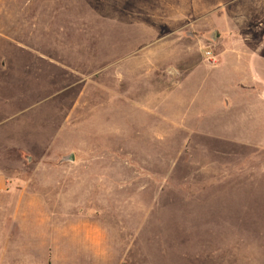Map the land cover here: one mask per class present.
<instances>
[{
	"label": "rangeland",
	"instance_id": "obj_1",
	"mask_svg": "<svg viewBox=\"0 0 264 264\" xmlns=\"http://www.w3.org/2000/svg\"><path fill=\"white\" fill-rule=\"evenodd\" d=\"M263 24L264 0H0V206L26 209L0 221L103 228L107 264H264Z\"/></svg>",
	"mask_w": 264,
	"mask_h": 264
},
{
	"label": "crops",
	"instance_id": "obj_2",
	"mask_svg": "<svg viewBox=\"0 0 264 264\" xmlns=\"http://www.w3.org/2000/svg\"><path fill=\"white\" fill-rule=\"evenodd\" d=\"M260 31L259 80L264 90V24ZM261 95L264 97V93ZM5 99H0L3 105ZM15 100L17 106L19 100ZM31 101L36 100L33 97ZM4 121H0V127L5 125ZM25 210L21 206L13 210L0 206V214L25 213ZM25 227L24 222L0 221V264H107L109 260L113 261L112 255L107 253L108 235L103 228L93 225L82 229L73 227L70 232L69 229L57 232L48 241L42 238L40 232H26ZM78 246H86L85 251L82 252Z\"/></svg>",
	"mask_w": 264,
	"mask_h": 264
},
{
	"label": "water",
	"instance_id": "obj_3",
	"mask_svg": "<svg viewBox=\"0 0 264 264\" xmlns=\"http://www.w3.org/2000/svg\"><path fill=\"white\" fill-rule=\"evenodd\" d=\"M74 160H75L74 156H71L70 159H69V161H72V162H73Z\"/></svg>",
	"mask_w": 264,
	"mask_h": 264
}]
</instances>
